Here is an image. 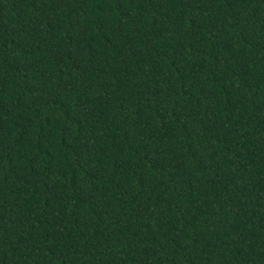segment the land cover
Returning a JSON list of instances; mask_svg holds the SVG:
<instances>
[{
	"label": "trees",
	"instance_id": "obj_1",
	"mask_svg": "<svg viewBox=\"0 0 264 264\" xmlns=\"http://www.w3.org/2000/svg\"><path fill=\"white\" fill-rule=\"evenodd\" d=\"M0 264H264V0H0Z\"/></svg>",
	"mask_w": 264,
	"mask_h": 264
}]
</instances>
